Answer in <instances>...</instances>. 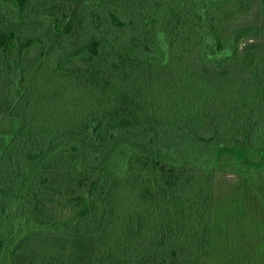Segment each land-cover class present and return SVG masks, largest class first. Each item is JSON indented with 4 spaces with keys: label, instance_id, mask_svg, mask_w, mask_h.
Returning a JSON list of instances; mask_svg holds the SVG:
<instances>
[{
    "label": "trees",
    "instance_id": "obj_1",
    "mask_svg": "<svg viewBox=\"0 0 264 264\" xmlns=\"http://www.w3.org/2000/svg\"><path fill=\"white\" fill-rule=\"evenodd\" d=\"M0 113V264H210L223 153L264 155V0H0Z\"/></svg>",
    "mask_w": 264,
    "mask_h": 264
},
{
    "label": "rangeland",
    "instance_id": "obj_2",
    "mask_svg": "<svg viewBox=\"0 0 264 264\" xmlns=\"http://www.w3.org/2000/svg\"><path fill=\"white\" fill-rule=\"evenodd\" d=\"M78 1L69 2V13ZM17 123L0 113V154ZM210 264H264V155L226 151L217 170Z\"/></svg>",
    "mask_w": 264,
    "mask_h": 264
}]
</instances>
